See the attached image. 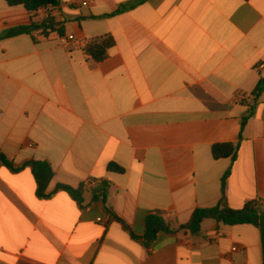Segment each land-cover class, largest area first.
<instances>
[{"label": "crops", "instance_id": "obj_1", "mask_svg": "<svg viewBox=\"0 0 264 264\" xmlns=\"http://www.w3.org/2000/svg\"><path fill=\"white\" fill-rule=\"evenodd\" d=\"M55 8L58 26L0 0V36L38 26L0 39V153L22 168L0 163V264H263L253 225L205 220L197 234L142 239L151 213L178 228L219 206L228 170L229 208L264 203V90L253 96L264 78V0H59ZM107 37L115 44L96 62L85 49ZM241 131L237 159H214L212 147L237 143ZM32 161L54 171L47 194L107 183L106 203L82 210L66 192L39 198L24 167Z\"/></svg>", "mask_w": 264, "mask_h": 264}, {"label": "trees", "instance_id": "obj_2", "mask_svg": "<svg viewBox=\"0 0 264 264\" xmlns=\"http://www.w3.org/2000/svg\"><path fill=\"white\" fill-rule=\"evenodd\" d=\"M10 7L23 6L31 13H35L43 7L52 6L56 7L59 0H6ZM126 9V8H124ZM38 26L32 25L30 27H19L9 30L0 36V39L14 37L17 35L32 32ZM115 42L112 37H107L102 40L91 42L85 49V52L91 56L96 62H102L108 57L109 50L114 46ZM264 90V78H262L253 92L255 99H258ZM253 115V110L244 117L241 121L242 131L247 125L250 117ZM242 131L237 143L217 144L212 147V155L214 159L232 158L233 161L237 159L238 151L242 141ZM0 163L6 166L13 173L19 172L22 168H17L14 163L9 161L7 157L0 153ZM24 167L31 168V171L37 183V196L41 199H50L58 192H66L69 194L79 205L82 210L88 206L100 202L106 203L107 195L109 192V185L107 183L94 184L93 182L82 183L78 188H73L66 185H58L55 192L47 194V190L54 178V171L52 167L45 162L32 161L25 164ZM109 170L117 173H124V169L116 164H110ZM230 170L226 172L223 178V197L219 206L210 209H197L189 221L184 226L173 228L172 223L168 221L163 213H151L146 219V234L142 241L146 246H150L152 242L157 240L160 234H176L178 232H190L197 234L201 230L202 223L205 220H214L217 223H222L227 226L237 225H253L258 227L261 232V240L263 247V264H264V203L260 200H253L245 204L242 209L233 210L227 204L226 196V182L230 176ZM91 196V202L86 204V197ZM107 214L113 221L123 224L130 232L134 239H138L131 231L130 227L117 215L113 214L109 209H106Z\"/></svg>", "mask_w": 264, "mask_h": 264}, {"label": "built area", "instance_id": "obj_3", "mask_svg": "<svg viewBox=\"0 0 264 264\" xmlns=\"http://www.w3.org/2000/svg\"><path fill=\"white\" fill-rule=\"evenodd\" d=\"M83 6H87L88 2L84 1L82 3ZM38 14L40 16V19L42 22H50L55 24L56 26L61 24V14L59 13V11L57 10V8L52 7V6H47V7H43L40 10H38ZM69 41H75V37L74 36H69L68 37ZM260 70H264V63H262L259 66ZM0 116H2V112L0 111ZM101 221V220H99ZM233 252H241L243 253L244 250L243 249H239L238 247H234L232 249Z\"/></svg>", "mask_w": 264, "mask_h": 264}]
</instances>
